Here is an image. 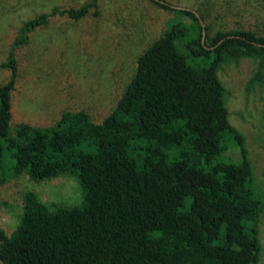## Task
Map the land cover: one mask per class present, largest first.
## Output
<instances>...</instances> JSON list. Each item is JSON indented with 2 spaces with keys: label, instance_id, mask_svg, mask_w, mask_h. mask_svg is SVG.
Returning a JSON list of instances; mask_svg holds the SVG:
<instances>
[{
  "label": "trees",
  "instance_id": "1",
  "mask_svg": "<svg viewBox=\"0 0 264 264\" xmlns=\"http://www.w3.org/2000/svg\"><path fill=\"white\" fill-rule=\"evenodd\" d=\"M152 1L177 21L137 58L101 122L78 110L52 126L10 127L14 49L50 17L78 20L97 0L21 26L0 64L10 70L0 85V184L22 173L35 181L72 175L82 202L47 204L26 191L16 228L9 235L0 228L2 264H258L262 195L217 69L242 57L263 61L264 35L219 31L203 44L194 11ZM233 147L236 159L227 156Z\"/></svg>",
  "mask_w": 264,
  "mask_h": 264
},
{
  "label": "rangeland",
  "instance_id": "2",
  "mask_svg": "<svg viewBox=\"0 0 264 264\" xmlns=\"http://www.w3.org/2000/svg\"><path fill=\"white\" fill-rule=\"evenodd\" d=\"M91 1L0 0V64L6 61L24 22L53 8H78ZM163 1L197 12L206 28V44L219 31L264 35V0ZM176 21L175 13L152 0H97V7L78 20L63 14L50 17L46 25L29 33L26 44L14 49L17 76L11 91L10 127L21 122L48 127L62 112L78 110L101 122L131 80L137 58ZM183 41H177L180 50ZM217 75L224 88L228 120L244 137L254 182L262 195L258 264H264V60H226ZM9 76V68L0 66V85ZM227 156L236 159L238 152L233 147ZM26 191L35 192L47 204L82 202V190L72 175L41 181L26 173L9 178L0 184V228L6 235L20 221Z\"/></svg>",
  "mask_w": 264,
  "mask_h": 264
},
{
  "label": "water",
  "instance_id": "3",
  "mask_svg": "<svg viewBox=\"0 0 264 264\" xmlns=\"http://www.w3.org/2000/svg\"><path fill=\"white\" fill-rule=\"evenodd\" d=\"M157 1H159V2H161V3H166L165 1H163V0H157ZM195 14H196V16L197 17H199L198 16V14H197V12H195ZM199 20H200V23H201V27H202V37H201V41H202V43L204 44L205 43V27H204V25H203V22H202V20L199 18Z\"/></svg>",
  "mask_w": 264,
  "mask_h": 264
}]
</instances>
